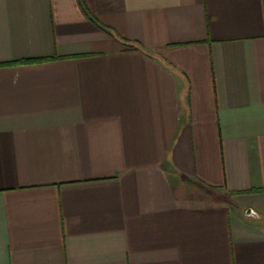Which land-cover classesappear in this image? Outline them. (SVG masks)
<instances>
[{"label":"crops","instance_id":"1","mask_svg":"<svg viewBox=\"0 0 264 264\" xmlns=\"http://www.w3.org/2000/svg\"><path fill=\"white\" fill-rule=\"evenodd\" d=\"M0 264H264V0H0Z\"/></svg>","mask_w":264,"mask_h":264},{"label":"water","instance_id":"2","mask_svg":"<svg viewBox=\"0 0 264 264\" xmlns=\"http://www.w3.org/2000/svg\"><path fill=\"white\" fill-rule=\"evenodd\" d=\"M248 212H250V213H251V211H248Z\"/></svg>","mask_w":264,"mask_h":264},{"label":"trees","instance_id":"3","mask_svg":"<svg viewBox=\"0 0 264 264\" xmlns=\"http://www.w3.org/2000/svg\"><path fill=\"white\" fill-rule=\"evenodd\" d=\"M31 63V62H30Z\"/></svg>","mask_w":264,"mask_h":264}]
</instances>
